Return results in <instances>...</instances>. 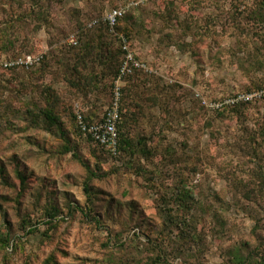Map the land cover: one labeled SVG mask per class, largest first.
<instances>
[{
    "label": "rangeland",
    "instance_id": "1",
    "mask_svg": "<svg viewBox=\"0 0 264 264\" xmlns=\"http://www.w3.org/2000/svg\"><path fill=\"white\" fill-rule=\"evenodd\" d=\"M0 0V264H264V0ZM93 22V26H90ZM75 35L76 44L69 43ZM122 145L83 135L114 101ZM52 114L54 119L48 117Z\"/></svg>",
    "mask_w": 264,
    "mask_h": 264
},
{
    "label": "built area",
    "instance_id": "2",
    "mask_svg": "<svg viewBox=\"0 0 264 264\" xmlns=\"http://www.w3.org/2000/svg\"><path fill=\"white\" fill-rule=\"evenodd\" d=\"M146 1L147 0H136L128 4H123L109 9L104 17L105 23L111 30H113L118 25L119 19L125 16L132 7H135ZM94 23L95 22H93L90 26H93ZM69 43H77L75 35H72L69 38ZM123 49L125 50V55L115 82L114 101L106 110L103 119L100 121L91 122L85 118L82 111H78L76 113V124L79 131L83 135L90 137L95 143H99L100 145L104 146L105 149L113 155L118 153L120 145L119 124L121 120V83L127 76L133 75L138 70H148L147 65L143 61L137 59L135 55L129 50L127 45H125ZM41 59L42 57L40 55L23 54L13 59H2L0 61V66L5 69H29L34 65L39 64ZM263 96L264 89L251 93H243L235 98L228 99L223 103H215L212 106L219 108L225 103L233 105L240 102L250 103L253 100L262 98Z\"/></svg>",
    "mask_w": 264,
    "mask_h": 264
},
{
    "label": "trees",
    "instance_id": "3",
    "mask_svg": "<svg viewBox=\"0 0 264 264\" xmlns=\"http://www.w3.org/2000/svg\"><path fill=\"white\" fill-rule=\"evenodd\" d=\"M127 14V13H126ZM126 16V15H125ZM125 16H123V17H121L120 19H119V21L122 19V18H124ZM119 24V23H118ZM32 55H34V54H32ZM125 55V54H124ZM124 55L122 56V60H121V63H120V66H121V64H122V61H123V59H124ZM10 59H13V58H10ZM42 60V59H41ZM120 66H119V68H118V71L117 72H119V69H120ZM2 69H5V68H3V67H1ZM13 69H18V68H13ZM21 69H25V68H21ZM6 70V69H5ZM130 76V75H129ZM128 77V76H127ZM84 114V113H83ZM84 116H85V118L88 120V121H91V122H96V121H92V120H90V119H88V117L84 114ZM48 117L50 118V119H54V117H53V115L52 114H50V113H48ZM122 122H123V109H122V105H121V120H120V124H119V132H120V145H119V151H120V149H121V145H122V133H121V125H122ZM75 123H77L76 122V117H75ZM76 126H77V124H76ZM78 128V127H77ZM96 145L97 146H100L101 148H103V149H105V147L104 146H102V145H100L99 143H96ZM106 150V149H105ZM107 151V150H106ZM119 151H118V153L116 154V155H118L119 154ZM108 152V151H107ZM109 153V152H108ZM111 154V153H110ZM111 155H113V154H111ZM115 155V156H116Z\"/></svg>",
    "mask_w": 264,
    "mask_h": 264
}]
</instances>
